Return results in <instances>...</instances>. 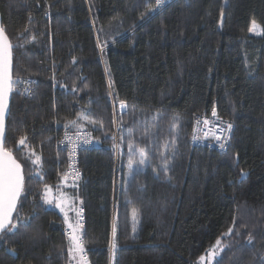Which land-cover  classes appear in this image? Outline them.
Instances as JSON below:
<instances>
[{
    "label": "trees",
    "instance_id": "trees-1",
    "mask_svg": "<svg viewBox=\"0 0 264 264\" xmlns=\"http://www.w3.org/2000/svg\"><path fill=\"white\" fill-rule=\"evenodd\" d=\"M156 10L155 0H0L14 80L34 89L11 102L5 144L23 166L25 192L23 221L1 235L0 264L74 260L45 185L85 212L89 264H264V35L249 31L252 21L264 27V0ZM213 107L233 126L224 153L190 144ZM81 130L96 147L81 153L83 179L73 184L59 141ZM218 238L223 250L209 256Z\"/></svg>",
    "mask_w": 264,
    "mask_h": 264
},
{
    "label": "snow or ice",
    "instance_id": "snow-or-ice-1",
    "mask_svg": "<svg viewBox=\"0 0 264 264\" xmlns=\"http://www.w3.org/2000/svg\"><path fill=\"white\" fill-rule=\"evenodd\" d=\"M167 0H156V3L158 6H162L165 4ZM250 32H254L258 35H264V27L257 24L255 21H252V24L249 28ZM12 44L9 41L5 28L2 24H0V233H15L17 230V223L23 221V217L20 216L19 212L17 211V204L20 200L21 194L25 192V174L23 170L22 164L16 159V157L13 154V151L6 147L5 144V138H4V130H5V114L8 107V98L10 94L13 92V86L16 83H19V81L14 80L13 78V71H12ZM119 107L121 111H125L127 109L126 102L120 101ZM211 115L213 117L217 116L215 107L212 108ZM155 120L159 119V116L154 117ZM175 122L173 123V128H179V121L178 118H174ZM73 125H75V121L71 122ZM197 125L203 124L206 126V130L203 132V137L205 139L209 136V130H207V126L210 125V121L207 118L204 119H197L195 121ZM67 127V125L65 126ZM232 124L227 123L226 129L225 128H219L216 130V132H213V138L220 142L219 147L220 149L224 150L225 145L228 142V137L226 135V132H230L232 129ZM194 132L196 129L194 128ZM129 137L132 136L131 130L128 132ZM197 136L193 135L192 139L193 141L197 140ZM114 139V138H113ZM77 140H79V136H77ZM69 142L72 143V152L75 153L76 148L79 146L78 143L72 141L69 138ZM88 139L85 138L83 140V143H88ZM26 143V137L21 138L19 140V145H25ZM165 151L168 149V145H164ZM173 148V154L175 149V144H172ZM139 152L140 159L138 161V165H145L147 160V153L143 149L136 150ZM135 154V151L133 149V145L129 143L128 145V170L129 174L131 175L133 172V165L137 162L132 159V156ZM162 158V168L163 171L166 173L168 171V158L164 156L163 153L160 154ZM40 162V157H36L35 163ZM153 171H156V169H153ZM75 175L78 177L79 173H75ZM65 179H67V176H65ZM46 193L50 192L51 189L45 185ZM59 203L56 205L57 207H61L62 204L65 202V197L63 194L59 197ZM45 202L47 204H52V199L48 198V195H45ZM82 203V201H81ZM61 210L63 208L61 207ZM83 209H80L77 213V216L79 217V213L82 212ZM14 213H16V216L14 217ZM133 215H136V210H133ZM65 216L67 214L65 213ZM14 220L16 222H14ZM68 228L70 229L68 233L69 237V252L74 254V256L79 257L78 264H88L87 257L85 255V246L82 240V234L81 229L83 228V225L79 222V219L77 220V223L73 225L72 223L68 224ZM233 229L229 228L228 233H225V236L231 235ZM116 234V227L115 224L113 225V236L115 237ZM0 239H3L2 236H0ZM252 242V237L249 236V243ZM221 246V240L218 238L213 245L212 251L208 254L209 256H215L216 255V249L220 248ZM112 249L115 250L117 247V244L115 242L111 245ZM222 251L223 249L220 248ZM199 260L203 262L205 260V256L202 255L199 257Z\"/></svg>",
    "mask_w": 264,
    "mask_h": 264
},
{
    "label": "built area",
    "instance_id": "built-area-1",
    "mask_svg": "<svg viewBox=\"0 0 264 264\" xmlns=\"http://www.w3.org/2000/svg\"><path fill=\"white\" fill-rule=\"evenodd\" d=\"M177 0H167V2L165 4H163L162 6H158L155 0V8L157 9L156 11H161L163 9H165L166 7H168L169 5H171L172 3L176 2ZM16 91H20L21 94L25 97V98H30L33 95V85L31 82L29 81H21L18 84H16L15 86H13V93H15ZM207 118L211 123L210 125L207 126V130H209V136L207 139H205L203 137V132L206 130V126L203 124L197 125L195 124V129L196 131L192 132L191 138H190V144L195 147V148H201L204 146H208L210 149L217 151L219 153H224L227 151V149L229 148L231 139L233 137V128L231 129L230 132H226L228 139V142L225 145V149L222 150L219 147V143L222 142H218L213 138L212 133L216 132L217 129L219 128H225L226 129V125L227 122L221 120L220 118H218V116L213 117L211 115V113L203 115L197 119H204ZM194 130V129H193ZM193 135H196L198 138L196 141H193L192 137ZM77 136H79V140H77ZM69 138L78 143L79 146L76 148L75 153L73 154L72 152V143L69 142ZM87 138L88 139V143H83V140ZM59 147L62 151H64L67 155V167H66V171H65V176H67V181L71 182L73 184H77L80 183L83 179V172L81 170V164H80V155L82 152L84 151H90L92 149H94L96 147V142H95V138L94 136L85 130H81V131H74V132H66L62 135L60 141H59ZM75 173H79V176L77 177L75 175ZM79 211H77L78 213ZM76 213V221L79 219V222L84 226V220H85V212L82 211L79 213V217L77 216ZM83 228L81 229V234H82V240H83V232H82ZM70 230L66 231V237L69 239L68 237V233ZM85 255L87 257L88 260V264H89V257L87 255V253L85 252ZM79 261V257L77 256V259L73 260L71 263L69 264H78Z\"/></svg>",
    "mask_w": 264,
    "mask_h": 264
},
{
    "label": "rangeland",
    "instance_id": "rangeland-1",
    "mask_svg": "<svg viewBox=\"0 0 264 264\" xmlns=\"http://www.w3.org/2000/svg\"><path fill=\"white\" fill-rule=\"evenodd\" d=\"M251 33L253 35L260 36V35L254 33V32H251ZM64 186L67 187V186H70V185H68V183H66V181L64 180ZM61 194H63L64 197H65V202L61 206L63 208V210H61V207H57L56 206L60 202L59 201V197H60ZM46 195H48V198L52 199V201H53L52 204H49L50 208H55V209L59 210V212L64 213V215H65V213L69 214V216H71V219H73V220H70V222L72 223V221H73V225H75L77 223V221H76V213L81 208L77 207L76 201L74 199H72V197H70L68 194H65L63 192L60 193L59 195H57V193L53 192L52 190L50 192L46 193ZM69 219H70V217H69ZM67 230H70V229L67 227ZM73 256H74V254H73ZM74 259L76 260L77 256H74ZM210 259H212V257ZM202 263H206V260H204Z\"/></svg>",
    "mask_w": 264,
    "mask_h": 264
},
{
    "label": "water",
    "instance_id": "water-1",
    "mask_svg": "<svg viewBox=\"0 0 264 264\" xmlns=\"http://www.w3.org/2000/svg\"><path fill=\"white\" fill-rule=\"evenodd\" d=\"M0 24H2V16H1V12H0ZM7 35V34H6ZM8 37V36H7ZM9 39V37H8ZM10 41V39H9ZM11 42V41H10ZM13 49L14 47H12V71L14 72V58H13ZM14 78V77H13ZM12 97H13V92L10 94L9 98H8V107H7V110H6V114H5V130H4V138H5V141H6V134H7V123H8V119H9V116H10V110H11V102H12ZM24 170V169H23ZM22 196V194H21ZM21 199V197H20ZM19 202L20 200L18 201V204H17V209H18V205H19ZM15 214L14 213V217H15ZM3 233H0V236L2 235Z\"/></svg>",
    "mask_w": 264,
    "mask_h": 264
},
{
    "label": "crops",
    "instance_id": "crops-1",
    "mask_svg": "<svg viewBox=\"0 0 264 264\" xmlns=\"http://www.w3.org/2000/svg\"><path fill=\"white\" fill-rule=\"evenodd\" d=\"M61 215L63 216V218L65 219V223H66V226L68 227V224L71 223L70 220H73L71 219V216H69V214H67V216L64 215V213L60 212ZM70 217V219H69ZM72 224H73V221H72Z\"/></svg>",
    "mask_w": 264,
    "mask_h": 264
}]
</instances>
